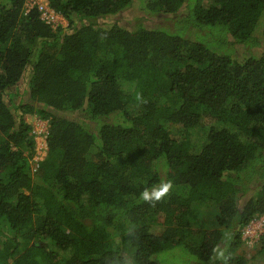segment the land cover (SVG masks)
I'll list each match as a JSON object with an SVG mask.
<instances>
[{"label": "trees", "instance_id": "obj_1", "mask_svg": "<svg viewBox=\"0 0 264 264\" xmlns=\"http://www.w3.org/2000/svg\"><path fill=\"white\" fill-rule=\"evenodd\" d=\"M28 1L0 0V264H162L177 245L264 264V233L236 253L264 216V0H46L66 26ZM128 8L173 25L122 24ZM25 115L48 122L35 169ZM197 202L218 227L192 226Z\"/></svg>", "mask_w": 264, "mask_h": 264}, {"label": "rangeland", "instance_id": "obj_2", "mask_svg": "<svg viewBox=\"0 0 264 264\" xmlns=\"http://www.w3.org/2000/svg\"><path fill=\"white\" fill-rule=\"evenodd\" d=\"M204 5L212 3V0H200ZM62 17V16H61ZM118 18L122 24L135 26L138 23L147 25H156L164 27H172L173 21L169 14H150L138 8H128L121 13ZM61 24L66 26L67 20L62 17ZM25 85H21L20 91L24 92V98L28 99V94L25 91ZM20 97L15 99L19 102ZM73 117H82L81 112L64 113ZM25 119L32 125L35 134L36 153L32 159V167L35 169L37 163L40 162L46 155L47 143L46 132L48 122L46 119L40 118L38 115H25ZM96 123V122H95ZM94 124V123H93ZM193 141L198 142L199 136L192 135ZM193 207L198 210V217L194 220L192 226L195 228H216L218 224L216 217L219 213L218 206L214 203H195ZM264 233V216L254 218L248 226L243 229L242 240L240 247L236 250L237 254H243L247 257L252 256L258 246V241L261 234ZM186 238L188 243L195 242L198 237L188 233L186 230ZM153 259L162 264H196L194 256H192L184 247L175 246L165 251H162L153 256Z\"/></svg>", "mask_w": 264, "mask_h": 264}, {"label": "built area", "instance_id": "obj_3", "mask_svg": "<svg viewBox=\"0 0 264 264\" xmlns=\"http://www.w3.org/2000/svg\"><path fill=\"white\" fill-rule=\"evenodd\" d=\"M29 4L32 6L37 4L39 9L42 12V18L50 24L55 25L57 22H61L62 17L59 13H56L48 6V2L46 0H29Z\"/></svg>", "mask_w": 264, "mask_h": 264}, {"label": "clouds", "instance_id": "obj_4", "mask_svg": "<svg viewBox=\"0 0 264 264\" xmlns=\"http://www.w3.org/2000/svg\"><path fill=\"white\" fill-rule=\"evenodd\" d=\"M169 187L170 183H163L158 187H153L151 190L145 188L140 195L144 201L159 200L168 192ZM221 255H223L222 252Z\"/></svg>", "mask_w": 264, "mask_h": 264}]
</instances>
